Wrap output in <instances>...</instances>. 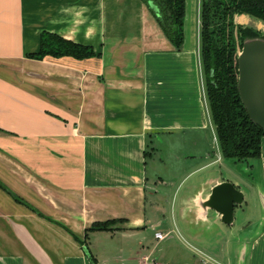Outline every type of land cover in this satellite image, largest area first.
Wrapping results in <instances>:
<instances>
[{
	"label": "crops",
	"instance_id": "obj_1",
	"mask_svg": "<svg viewBox=\"0 0 264 264\" xmlns=\"http://www.w3.org/2000/svg\"><path fill=\"white\" fill-rule=\"evenodd\" d=\"M190 2L184 43L175 49L140 0H0V264H155L148 244L163 242L156 232L168 234L161 202L174 177H150L149 163L178 173L170 159L188 145L205 156L183 155L185 167L193 166L187 177L212 164L203 139L213 124L200 11ZM234 22L250 24L251 17ZM42 33L100 56L28 58ZM200 179L179 199L186 223L198 221V201L225 181ZM208 220L221 225L210 213ZM109 221V231H89ZM102 234L112 244L100 258L91 250Z\"/></svg>",
	"mask_w": 264,
	"mask_h": 264
},
{
	"label": "trees",
	"instance_id": "obj_2",
	"mask_svg": "<svg viewBox=\"0 0 264 264\" xmlns=\"http://www.w3.org/2000/svg\"><path fill=\"white\" fill-rule=\"evenodd\" d=\"M151 3L162 32L175 49L184 43L185 0H140ZM200 59L205 94L220 153L224 159L245 162L261 157L264 131L254 125L239 98L238 52L244 41L264 39L253 28L234 22L235 16L246 15L264 24V0H201ZM89 46L65 40L56 34L42 33L39 50L27 57L72 58L86 60L99 57ZM113 221L93 224L89 231H109ZM86 237V236H85ZM94 262V259H92Z\"/></svg>",
	"mask_w": 264,
	"mask_h": 264
},
{
	"label": "rangeland",
	"instance_id": "obj_3",
	"mask_svg": "<svg viewBox=\"0 0 264 264\" xmlns=\"http://www.w3.org/2000/svg\"><path fill=\"white\" fill-rule=\"evenodd\" d=\"M188 3L191 4L190 0H188ZM196 4L200 11V1L198 4L197 0H195V6ZM242 26L253 28L264 36V24L259 23L254 18H251L250 24ZM203 139L209 146L208 153L211 157L207 160V164L212 162L204 170L195 172L187 177L193 166L185 167L187 164L183 162L185 160L183 155L189 157L193 153H196V155L200 153L201 157L205 156L200 152V147H195L192 150L191 148L187 149L188 145L181 149L183 155L179 160H176L175 157L170 159L169 163L171 166H175L174 168L177 165L181 166L178 173H173L175 169L170 168L168 164H162L159 160L158 165L153 162L149 163L148 173L150 177L153 172L159 173L160 177L167 178V180L174 177L170 180L171 186L168 187V191H166L167 187L165 186V191L168 195L161 202L165 208V223L161 231L163 233L168 232V234L165 241L158 246L151 239L149 240L148 246L150 250L154 249L152 258L157 259L155 264H202L201 261L210 256L218 264H236L238 246L246 243L247 256L245 264H264V204L260 196V194L264 195V157L261 155L260 158L248 159L245 162L224 159L220 153L214 127L212 131L206 132ZM164 140L169 143L167 138ZM175 141L176 138H172L170 144L174 146ZM160 148L162 152H166L164 145L160 146ZM163 156L165 157L166 155L162 153L160 158ZM194 164L195 168L201 166L199 159ZM208 176L224 179L232 183L244 195L242 205L235 207L232 226L221 224L218 227L213 222L205 225L192 222L186 223L180 219L179 199L186 197L187 193L201 180V177ZM179 184L181 185L178 187ZM159 187L163 188V185ZM177 187V194L174 197L173 208L171 209V199ZM149 209L151 211V205H149ZM213 216L211 212L210 218ZM192 235L198 237V242L192 239ZM104 236L102 234L99 239H96V249L94 251L91 250L94 256L99 255L100 258H103L107 255L108 250L105 249V246L109 243L112 244V242H108ZM253 246L256 247H254V250ZM110 249L115 251L114 247ZM209 264L216 263L210 262Z\"/></svg>",
	"mask_w": 264,
	"mask_h": 264
},
{
	"label": "water",
	"instance_id": "obj_4",
	"mask_svg": "<svg viewBox=\"0 0 264 264\" xmlns=\"http://www.w3.org/2000/svg\"><path fill=\"white\" fill-rule=\"evenodd\" d=\"M149 8L154 12L156 7L151 3ZM237 89L241 103L250 121L264 131V39L255 38L243 42L238 52ZM264 204V195L260 194ZM244 195L232 183L222 181L214 185L204 200H199L197 207L202 211L197 214V222H209L208 214L218 219L220 224L232 226L235 207L242 205ZM247 256L246 243L240 244L237 250L236 264H245Z\"/></svg>",
	"mask_w": 264,
	"mask_h": 264
},
{
	"label": "built area",
	"instance_id": "obj_5",
	"mask_svg": "<svg viewBox=\"0 0 264 264\" xmlns=\"http://www.w3.org/2000/svg\"><path fill=\"white\" fill-rule=\"evenodd\" d=\"M155 238L158 241H164L165 238H166V235H163L160 232H156L155 233ZM210 262H214V263L218 264V262L216 260H214L213 258H211V257H207L206 259H204V260L201 261L202 264H209Z\"/></svg>",
	"mask_w": 264,
	"mask_h": 264
}]
</instances>
